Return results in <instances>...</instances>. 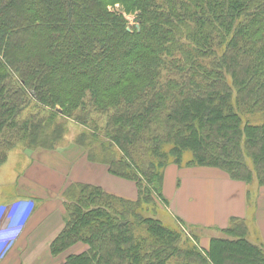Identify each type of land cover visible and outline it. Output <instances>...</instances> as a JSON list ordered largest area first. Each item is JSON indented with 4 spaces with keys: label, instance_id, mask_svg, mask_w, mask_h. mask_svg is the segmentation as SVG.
Returning <instances> with one entry per match:
<instances>
[{
    "label": "trees",
    "instance_id": "16d2710c",
    "mask_svg": "<svg viewBox=\"0 0 264 264\" xmlns=\"http://www.w3.org/2000/svg\"><path fill=\"white\" fill-rule=\"evenodd\" d=\"M67 119L135 195L68 185L57 264H264L249 221L203 244L163 192L173 164L264 186V0H0V166Z\"/></svg>",
    "mask_w": 264,
    "mask_h": 264
},
{
    "label": "crops",
    "instance_id": "0c3cea01",
    "mask_svg": "<svg viewBox=\"0 0 264 264\" xmlns=\"http://www.w3.org/2000/svg\"><path fill=\"white\" fill-rule=\"evenodd\" d=\"M74 146L76 147L72 152L77 155L78 161H83L81 159V155L83 153L85 155L84 158L87 162L86 165H79V162H77L71 156L60 159L62 165L56 166V168L61 172L51 166L43 164L44 167L48 168L51 172H53V174H58L48 176L47 181L49 183H46V190L40 186L37 187L36 185L28 181H23L21 185L30 189H26L28 191V195L26 194L24 198L19 202L10 203V206H0V218H4V216L7 215V212L10 211L12 204H16V209L11 211L9 220H6L12 222L11 226H8V228H6L7 225H5L3 229H0V242L4 241V244L8 242L9 246H7V248L10 247L12 242L16 240L17 237H21V235H23L24 232L26 234L27 231L26 239L29 241L26 243L25 247L23 246V248H26L28 246V243H33V247L34 244L41 242V244L44 245L43 253L41 255H47L49 253L50 243L64 226V210L62 209L64 206V202L61 205L55 204L54 196L56 194L61 196L65 188L68 185L72 184L69 181H72L71 177L73 175H90V172L93 175H98L101 178L102 175H108V173L111 174L109 171H107L108 166L105 169H101L98 165H95L93 161L89 159L86 149L82 148V146L79 145ZM59 147L60 144L57 148ZM63 149L64 148H61L60 151L62 153H66L67 151ZM50 154L51 153H44L43 157L50 158L52 157ZM65 160L68 161L69 165L65 170H63V162ZM84 168L85 171L83 173L78 172L79 170H82ZM59 175H65V188H62V184L56 185L55 183L56 177L61 181ZM212 178L214 179V177L211 175H195L190 180V184L196 186V188L193 189V191L187 196L186 201H184L183 203L177 202L175 208H178L180 210V214L178 215L190 224L198 225L199 227H217L220 229L227 227L230 218L233 216L244 218L249 221L251 230L248 236L249 240L254 243H262L264 245V186L257 191L254 208L252 210L248 202L249 199L246 195V191L248 189H245L246 186L243 182L233 180L231 178H225V187L222 189L216 185H213ZM75 179L77 180H75V182L73 183H79L81 181V183L100 185L107 192H110L112 194H117L125 197L132 196L133 186L130 181L124 180L123 186L118 185L116 187L110 188L105 183L95 184L91 182H83V176L79 177V179L75 176ZM51 184L53 185V187L55 186L56 192L52 190ZM33 187L34 190H32ZM125 187H129L131 189V192H129V190H126L125 192ZM114 188L115 190H113ZM35 190H38V192L33 194L31 191ZM227 190H230L228 192L229 195L231 193L234 194L233 198H228ZM231 190H233V192ZM43 193L49 196L50 200H48L47 205L40 204L37 201V198H43ZM19 204L20 208H17ZM205 239H207L205 240V244H208L209 237ZM36 249L37 246L33 247L31 252Z\"/></svg>",
    "mask_w": 264,
    "mask_h": 264
},
{
    "label": "rangeland",
    "instance_id": "374dc122",
    "mask_svg": "<svg viewBox=\"0 0 264 264\" xmlns=\"http://www.w3.org/2000/svg\"><path fill=\"white\" fill-rule=\"evenodd\" d=\"M128 19H130V25H138V22L135 21V19L132 16H128ZM66 124L68 127L67 133L64 134V138L60 142V147L57 149H44V148H38V149H31L27 146L25 142H19L14 148H11L8 152V158L5 163H3L0 166V206H7L10 203H16L21 201L24 196L28 193L25 186H22L23 181H28L30 183H33L37 187H42L46 190V183H49L47 181V178L49 175H58L53 174L48 168L44 167L43 164L51 166L55 169L56 166H61L62 162L60 159L67 158L69 156L73 157L77 162H79V165L84 166L87 164L85 160V155L82 153L81 159L83 161H78L77 155L73 153L75 147L74 145H78L75 141L80 136V134L83 133V131H87L88 128L84 125L78 124L77 122L73 120H66ZM99 124H104V119L99 120ZM89 131V130H88ZM98 145H96L97 147ZM61 148H64L67 152L62 153L60 151ZM84 148V147H82ZM63 149V150H64ZM85 149V148H84ZM35 151V152H34ZM49 151V152H48ZM88 153V151H86ZM44 153H51L50 155L52 157L50 158H44ZM190 152H187L186 159L190 158L191 155ZM95 165H98L101 169L107 168L108 164L104 163H96L93 162ZM69 163L67 160L63 162V170H65L68 167ZM169 168V169H168ZM88 169V168H87ZM58 170V169H57ZM60 171V170H58ZM85 168L82 170H79L78 172H84ZM108 171V169H107ZM167 171V172H166ZM61 172V171H60ZM89 172V170H88ZM90 175H73L72 181H69L70 183L75 182V176L79 179V177L83 176L84 179L83 182H91L95 184H102L105 183L107 186L116 187L118 185H124V180L118 175H112L108 173V175H102L100 178L98 175H93L89 172ZM165 180H164V188L163 192L164 195L170 200L169 209L171 211V214L173 217L179 216L180 210L178 208H175L177 202L183 203L186 201L187 196L193 191V189L196 188V186L190 184V180L195 175H211L214 177L213 185L218 186L220 188L225 187V178H230L227 173L222 171L219 168H212V167H200V166H177L176 164L167 166L165 170ZM61 178V181L59 179H55L56 185L62 184V188H65L66 180L65 175H59ZM68 181V180H67ZM94 181V182H92ZM81 182V181H80ZM246 186V190L249 189L250 193V199H251V209L253 210L257 191L262 187L258 185V181H253L250 184H246L243 182ZM42 184V185H38ZM133 186V190H135V185L131 182ZM51 188L54 192L55 186L51 184ZM30 190V189H28ZM34 190V187L33 189ZM115 190V188L113 189ZM125 192L126 190H129L131 192V189L129 187L124 188ZM230 190H227V194ZM233 192V190H231ZM33 194L37 193L38 190L31 191ZM247 192V191H246ZM28 195V194H27ZM44 195V196H43ZM43 198H37V201L40 204L47 205V202L49 199V196H47L45 193H43ZM132 195L133 191H132ZM247 195V193H246ZM234 194L231 193L228 194V198H233ZM55 204L61 205L65 200V195L62 193L61 196L56 194L54 196ZM53 199V200H54ZM58 202V203H57ZM11 205V204H10ZM9 205V206H10ZM64 205V204H63ZM8 206V207H9ZM17 208H20V204ZM249 208V207H248ZM16 209V204H12L10 211L7 212V215L0 218V229H3L5 225L6 228L8 226H11V221L9 220L10 213ZM64 210V217H65V206L62 208ZM180 217V216H179ZM182 218V217H181ZM183 219V218H182ZM184 220V219H183ZM186 221V220H184ZM214 229H209L205 233L200 232L199 236L203 239V244H205V238H208V236H213L215 234L220 235L221 233H217ZM33 234V233H32ZM27 237V231L26 234L24 232L21 237H17L16 240L12 242L9 248L8 242L4 244V241L0 242V264H57V260L51 256L50 250L47 255H41L43 253L44 245L41 244V242L34 244L33 247L37 246V249L33 252L32 244L28 243V246L26 248H23V246H26V243L29 241L26 239ZM8 244V245H7ZM32 247V249H31ZM50 247V246H49ZM7 248V249H6ZM31 249V250H30ZM6 250V251H5ZM30 251V252H29ZM29 252V253H28ZM23 256V260H22ZM7 257V258H5ZM41 258V260H40Z\"/></svg>",
    "mask_w": 264,
    "mask_h": 264
}]
</instances>
